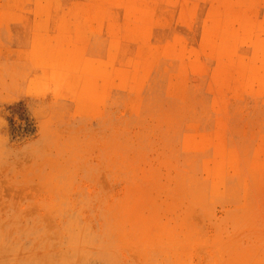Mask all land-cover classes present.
<instances>
[{
    "label": "rangeland",
    "instance_id": "1",
    "mask_svg": "<svg viewBox=\"0 0 264 264\" xmlns=\"http://www.w3.org/2000/svg\"><path fill=\"white\" fill-rule=\"evenodd\" d=\"M0 264H264V0H0Z\"/></svg>",
    "mask_w": 264,
    "mask_h": 264
}]
</instances>
